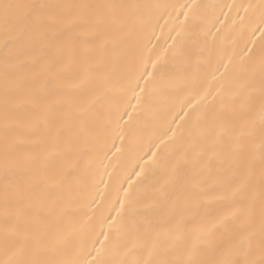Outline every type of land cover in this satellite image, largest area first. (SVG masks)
<instances>
[{
	"label": "snow or ice",
	"instance_id": "snow-or-ice-1",
	"mask_svg": "<svg viewBox=\"0 0 264 264\" xmlns=\"http://www.w3.org/2000/svg\"><path fill=\"white\" fill-rule=\"evenodd\" d=\"M0 264H264V0H0Z\"/></svg>",
	"mask_w": 264,
	"mask_h": 264
},
{
	"label": "bare ground",
	"instance_id": "bare-ground-1",
	"mask_svg": "<svg viewBox=\"0 0 264 264\" xmlns=\"http://www.w3.org/2000/svg\"><path fill=\"white\" fill-rule=\"evenodd\" d=\"M158 2L161 3H182L184 2V0H158ZM199 3H203V4H213V5H228V4H232V3H240L241 0H198ZM223 12L225 14H227L229 16L226 25H230L232 19L235 17V12L233 11L231 14L228 13V9L227 7L223 8ZM216 13L219 14L220 13V9H216ZM221 19H223V16H221ZM167 17L160 19L158 21V24L155 26V35L152 38V43L153 44H157L159 46H167V44L171 43V40H168L167 37L169 35V29L172 26V22L168 21L166 23ZM217 27H220V25H217ZM214 31V30H213ZM174 35V33H173ZM157 37H159V39H157ZM253 39H256L257 42L259 43L258 40V34L257 37H253ZM167 40V44L165 43ZM209 40H211V37H209ZM169 99L167 101H162L161 104H165V103H170L172 106L175 107L176 110L179 109V106L184 98V94L183 93H170L169 94ZM163 132V128H158L156 130V135L162 134ZM103 179L106 181L108 178L107 176H104ZM100 190H103V184H100ZM109 191H111L109 189ZM97 231H99V228H97ZM101 239H103V237H100Z\"/></svg>",
	"mask_w": 264,
	"mask_h": 264
}]
</instances>
